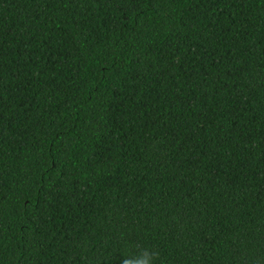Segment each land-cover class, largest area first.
Wrapping results in <instances>:
<instances>
[{
    "label": "trees",
    "instance_id": "16d2710c",
    "mask_svg": "<svg viewBox=\"0 0 264 264\" xmlns=\"http://www.w3.org/2000/svg\"><path fill=\"white\" fill-rule=\"evenodd\" d=\"M264 264V0H0V264Z\"/></svg>",
    "mask_w": 264,
    "mask_h": 264
},
{
    "label": "clouds",
    "instance_id": "9594fccd",
    "mask_svg": "<svg viewBox=\"0 0 264 264\" xmlns=\"http://www.w3.org/2000/svg\"><path fill=\"white\" fill-rule=\"evenodd\" d=\"M158 254L147 249H140L130 259H124L122 264H154Z\"/></svg>",
    "mask_w": 264,
    "mask_h": 264
}]
</instances>
